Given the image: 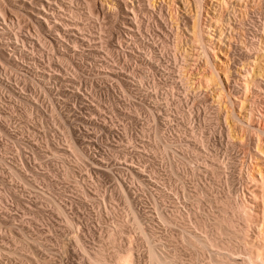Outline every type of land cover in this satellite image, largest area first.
<instances>
[{"label": "rangeland", "instance_id": "374dc122", "mask_svg": "<svg viewBox=\"0 0 264 264\" xmlns=\"http://www.w3.org/2000/svg\"><path fill=\"white\" fill-rule=\"evenodd\" d=\"M244 1L254 12L264 7ZM177 4L166 2L165 12L181 14ZM77 12L86 39L69 42L76 48L38 40L22 18L6 29L13 60L0 54V264H94L97 256L102 264H262L253 246L264 239V155L255 152L264 153V134L243 126L251 114L252 127L264 130V86L246 81L264 62V39L257 45L234 26L214 41L221 84L200 54L173 56L172 38L142 29L134 44L114 27L100 38L88 7ZM249 41L257 53L246 56ZM108 43L127 58L107 52ZM59 47L76 49L75 59L60 63ZM228 200L243 217L224 209ZM233 216L235 231L219 230ZM189 235L216 246L189 244ZM246 252L258 261L247 263Z\"/></svg>", "mask_w": 264, "mask_h": 264}, {"label": "bare ground", "instance_id": "6f19581e", "mask_svg": "<svg viewBox=\"0 0 264 264\" xmlns=\"http://www.w3.org/2000/svg\"><path fill=\"white\" fill-rule=\"evenodd\" d=\"M0 0V20L1 22L5 25L2 30H0V54L4 59L7 60H11L12 59V55H8L5 49V46L7 45L6 43L11 42V40L9 39V32L6 30L10 23L12 22V20L15 19H24V21L26 23H30L32 24V27L34 26L35 31H36V36L38 40H42V38H44L43 36H49L51 37L54 41V43L56 44L55 46H61L64 42H71L72 44L76 45L78 44V42L80 40H85L86 37H84V33H81L82 28L80 27L79 23H77V19L76 16L78 15L77 13V8L84 4L86 5V7H88L89 9V13L91 14V17H94V20H96L99 24V31H100V38L102 36H104V32L108 31V33L111 31L107 30L110 27H114L115 32H117V30L119 29V31L116 33L117 35H119L118 33L121 34H125V35H121L122 37L126 38V40H128L129 42L132 43H138L141 39V32L142 29L147 30L148 32L150 31H156L158 33H160L162 37L160 38H164V39H171L174 40V47L169 48L167 45H163V52H166L167 50L169 51L172 50L173 52V56L178 55L180 57H184L189 53L194 54V52H196V54H200L201 57H204L207 59L206 62H208L210 70V77L213 79V81L218 82L217 83H221L220 81V76H219V68H217L215 66V64H213V62L210 61L211 59V54L212 57H216V54L218 52V50H216V45L217 43H215V40H219V44L220 42L222 43V41L224 39H228V37L230 36H226L225 35V31H229L231 32V29H233V27H237V30L241 33H247V35L244 34V36L248 37V35H250L251 39H254V41L256 43H258L257 45H259V42L261 41V38L264 39V7H262V10L259 12L258 10L256 12H254L252 9L247 8V1L244 0ZM174 1V5L175 4H180L181 6H183V8L179 7V5L177 4V8L183 9L181 11V14L176 13L175 15L173 14L172 17L174 19H172L171 14L165 12L166 10V6L164 5L166 2H171ZM257 1V0H256ZM261 1V0H260ZM264 2V0H262ZM156 2L159 3L156 6ZM206 2L208 4V2H210V6L208 9V12L206 15H203V11H204V5H206ZM240 2V3H239ZM244 2V3H243ZM253 2V1H251ZM258 2V1H257ZM242 3V4H241ZM250 3V2H249ZM171 4V3H170ZM168 4V5H170ZM253 4V3H252ZM260 4V3H259ZM167 5V4H166ZM172 5V4H171ZM249 5V4H248ZM251 5V4H250ZM261 5V4H260ZM264 5V4H262ZM176 7V6H174ZM228 9L226 10L225 8ZM243 8V10H240V8ZM169 8V6H168ZM167 8V9H168ZM173 8V7H172ZM257 8V7H256ZM29 9L32 10V12L28 11ZM248 9L252 10L250 13V18H248V16L246 18L250 19L249 23L242 21V19L244 16L248 15ZM19 10V11H18ZM21 10H26L28 11L27 14H20L19 12ZM171 11H173L172 9H170ZM234 10L236 12V10H239L243 15H239L237 12L236 14H238L237 16L239 17V19L237 18V16L233 15ZM170 11V12H171ZM223 11H226L225 14ZM64 12H68L70 13V17L65 15ZM177 12V11H176ZM193 12V13H192ZM223 12V14H222ZM174 13V12H173ZM10 16V17H9ZM204 16V17H203ZM242 16V17H240ZM20 17V18H19ZM234 17V18H233ZM236 17V18H235ZM238 19V21L236 20ZM244 19V18H243ZM259 20L258 24L255 21L252 20ZM237 21L236 24H233L234 21ZM9 21V23H8ZM0 22V24H1ZM13 23V22H12ZM28 23V24H29ZM14 24V23H13ZM12 24V25H13ZM29 24V25H30ZM105 24V25H104ZM7 26V27H6ZM2 27V26H0ZM234 27V28H235ZM248 27V28H247ZM1 29V28H0ZM9 30L12 31V29L8 28ZM106 29V31H105ZM113 29V30H114ZM120 29H122L120 31ZM34 30V29H33ZM112 30V29H111ZM235 30V32L237 31ZM30 31V30H29ZM29 31L27 32V36L31 37L33 35H31V33H29ZM87 32V31H86ZM90 32V31H89ZM89 32L86 33V35H89ZM113 32V31H112ZM234 32V31H233ZM231 32V33H233ZM235 32L233 34H235ZM238 32V34H240ZM12 33V32H11ZM14 33V32H13ZM92 33V32H91ZM90 33V34H91ZM107 33V34H108ZM237 33V32H236ZM241 33V34H242ZM78 34L81 35V38H79L80 36H78ZM228 34V33H227ZM230 34V33H229ZM236 34V35H238ZM242 34V35H243ZM15 35V34H14ZM85 35V36H86ZM92 35V34H91ZM111 35V34H109ZM156 35V33H155ZM158 35V34H157ZM90 36V35H89ZM108 36V35H107ZM159 36V35H158ZM157 36V37H158ZM42 37V38H41ZM109 37V36H108ZM111 37V36H110ZM120 37V36H119ZM118 37V38H119ZM121 37V38H122ZM240 38V36H238ZM41 38V39H40ZM113 38V36H112ZM232 39V35L230 37ZM236 39V36L234 37ZM243 38V37H241ZM88 39V37H87ZM114 39V38H113ZM120 39V38H119ZM222 39V41H220ZM262 39V40H263ZM90 40V39H89ZM123 40V39H120ZM159 40V39H158ZM239 40V39H238ZM242 40V39H241ZM246 40V38L244 39ZM243 40V42H244ZM248 40V39H247ZM45 41V40H44ZM87 41V40H86ZM100 41V40H99ZM103 41V40H102ZM125 41V40H124ZM165 41V40H164ZM169 41V40H168ZM215 41V42H214ZM230 41V39H229ZM237 41V40H235ZM253 41V40H252ZM81 42V41H80ZM231 42V41H230ZM250 42V41H249ZM263 41H261L262 43ZM86 43V42H85ZM88 43V42H87ZM120 43V42H119ZM127 43V42H125ZM242 43V42H241ZM248 43V42H247ZM252 43V42H250ZM255 43V45H256ZM66 44V43H65ZM84 44V42H83ZM90 44V43H89ZM165 44V43H163ZM170 44V43H169ZM243 44V43H242ZM264 44V43H263ZM70 45V43H69ZM74 46L75 48L78 46ZM109 43L107 44V52H115L116 50H114L113 48H109L108 46ZM191 45V47H190ZM244 45V44H243ZM250 48L247 51V55L248 54H254L255 52L257 53L256 49L252 48V45H254V43L250 44ZM261 45V44H260ZM72 45H70L71 47ZM72 46V47H73ZM139 46V45H138ZM186 46H188V48H186ZM196 46V48H195ZM232 46V45H231ZM234 46V45H233ZM249 46V45H246ZM71 47V48H72ZM96 47V46H94ZM101 47V46H100ZM122 47V45H121ZM135 47V46H134ZM228 47V46H227ZM230 47V46H229ZM228 49L230 50L231 47ZM237 47V45H236ZM235 47V51L237 50ZM242 47V46H241ZM60 49L58 50V57L56 55V58L60 59L58 61L63 62L65 61V63L67 62H72L75 59V55H76V49L73 50L72 52L70 51H65L64 48L59 47ZM66 48V47H65ZM69 48V47H68ZM103 48V47H102ZM139 48V47H138ZM169 48V49H168ZM195 48V49H194ZM246 48V47H245ZM260 48V46H259ZM263 50H261V53H264V47H262ZM260 48V49H262ZM54 49V48H53ZM56 49V48H55ZM58 49V48H57ZM67 49V48H66ZM78 49V48H77ZM91 49V48H90ZM113 49V50H112ZM136 49V48H134ZM258 49V47H257ZM260 49L258 50V52L260 51ZM97 50V49H96ZM99 50V49H98ZM105 50V51H106ZM148 50V49H147ZM228 50V51H229ZM244 50V49H243ZM242 50V52H243ZM16 51V50H14ZM13 51V52H14ZM53 51V50H52ZM56 51V50H55ZM75 51V53H74ZM101 51V50H100ZM118 51V50H117ZM116 51V52H117ZM167 51V52H168ZM239 51V50H237ZM254 51V53H253ZM17 52V51H16ZM21 52V51H20ZM97 52V51H95ZM111 52V53H112ZM129 52V51H128ZM133 52V54H135V50L131 51ZM130 52V53H131ZM240 52V51H239ZM238 52V53H239ZM242 52H240V54H242ZM246 52V51H245ZM249 52V53H248ZM10 53V52H9ZM123 57L125 55L126 57V52L122 50V52H119ZM145 53V52H144ZM236 53V52H235ZM236 53V54H238ZM90 54V53H89ZM147 54H151L152 55V51H147ZM260 53H258L259 55ZM132 55V54H131ZM130 55V56H131ZM239 55V54H238ZM237 55V56H238ZM243 55V54H242ZM78 56V55H77ZM90 56V55H89ZM129 56V57H130ZM237 56H233V58L235 59V57ZM240 56V55H239ZM238 56V57H239ZM245 56V54L243 55ZM1 57V58H2ZM92 57V56H91ZM96 57V56H95ZM116 57V56H115ZM120 58V55L118 56ZM122 57V58H123ZM177 57V56H176ZM174 57V58H176ZM252 57V56H251ZM256 58V56H254ZM261 57V56H260ZM259 57V59H260ZM264 57V54L262 55V59ZM14 58V57H13ZM50 58V57H49ZM118 58V59H119ZM127 58V57H126ZM125 58V59H126ZM179 58V57H177ZM245 58V57H244ZM250 58V57H249ZM258 58V57H257ZM256 58V59H257ZM129 59V58H128ZM233 59V60H234ZM241 60L242 57L240 58ZM255 59V60H256ZM13 60V59H12ZM124 60V59H123ZM182 60V59H181ZM236 60V59H235ZM240 60V61H241ZM250 60V59H247ZM261 60V59H260ZM260 60L258 62H260ZM57 61V60H56ZM251 61V60H250ZM249 61V62H250ZM264 61V60H262ZM118 62V61H117ZM127 62V61H126ZM244 62V63H243ZM241 62V64L239 65H243L247 64L245 61ZM248 62V61H247ZM253 62V61H251ZM257 62V60L255 61ZM239 63V62H238ZM64 64V62H63ZM126 64V63H125ZM235 64V62H234ZM233 64V65H234ZM256 64V63H255ZM259 64V63H258ZM62 65V64H61ZM67 65V64H66ZM236 65V64H235ZM234 65V66H235ZM242 65V67H243ZM253 65V63H252ZM123 66V65H122ZM247 66V65H246ZM246 66H244L246 69ZM75 67V66H74ZM239 67V66H238ZM241 67V68H242ZM250 67V66H249ZM227 69V67H225ZM248 68V67H247ZM258 69H254L253 68H249L248 71H246L247 74L251 75L250 78L247 81V84H249L248 86H250V84H252L251 88H253L254 86L257 87L256 89H258L260 91L261 87L264 86V62H261V64H259V66L257 67ZM123 69V68H122ZM125 69V68H124ZM233 69V68H232ZM230 69V70H232ZM243 69V68H242ZM243 69V70H244ZM56 70V69H55ZM229 70V69H228ZM240 70V69H238ZM247 70V69H246ZM46 71V70H45ZM221 71V70H220ZM225 71V70H224ZM227 71V70H226ZM237 71V70H236ZM134 72V71H133ZM228 71L226 73H228ZM244 72V71H242ZM223 73V72H221ZM220 73V74H221ZM233 73V72H232ZM236 73V72H235ZM231 74V73H230ZM234 74V73H233ZM237 74V73H236ZM245 73H243L244 75ZM222 75V74H221ZM242 75V74H241ZM249 75H247V77H249ZM227 76V75H224ZM240 77V76H239ZM245 77V76H243ZM222 78V77H221ZM226 78V77H225ZM246 78V77H245ZM244 78V79H245ZM229 79V78H228ZM243 79V80H244ZM247 79V78H246ZM28 80V79H26ZM245 81V82H246ZM214 82V83H215ZM227 83V82H226ZM229 83V82H228ZM124 84V83H123ZM127 84V83H126ZM222 84V83H221ZM244 84V83H243ZM246 87V86H245ZM223 88V86H222ZM247 88V87H246ZM264 88V87H263ZM221 91L223 89H220ZM239 90V89H238ZM246 90V89H244ZM255 90V89H254ZM257 90V91H258ZM235 91V90H234ZM249 91V90H248ZM247 91V92H248ZM251 91V89H250ZM263 91V90H262ZM224 92V91H223ZM245 91H243L244 93ZM228 94V93H227ZM221 96V95H220ZM231 96V95H230ZM78 98V97H77ZM80 98V97H79ZM208 102V101H207ZM260 105V104H259ZM252 110V109H251ZM205 111V110H204ZM125 112V111H124ZM250 113V112H249ZM264 116V115H262ZM217 117V116H216ZM248 120L247 123L243 126V127H247L245 128L247 130H251V131H256L259 130L258 132L261 134H264V130H260V129H254L251 125V123L253 122L251 119V114H249L248 116ZM264 119V118H263ZM155 120V119H154ZM214 120V119H213ZM216 120V118H215ZM217 124V123H216ZM221 124V123H220ZM247 125V126H246ZM219 126V125H218ZM228 127V126H227ZM229 129V128H228ZM244 129V130H245ZM249 130V131H250ZM221 132V131H220ZM223 132V131H222ZM246 132V131H245ZM227 133V132H226ZM214 134V133H213ZM215 136V134H214ZM229 136V135H228ZM211 137H213L211 135ZM199 144H203L204 142L206 143L207 141L202 140L200 138H198ZM213 139V138H211ZM234 139V138H233ZM209 143V142H208ZM249 143V142H248ZM229 145V144H228ZM233 145V144H232ZM236 145V144H235ZM231 146V145H230ZM247 146V145H246ZM259 146V145H258ZM238 147V146H237ZM264 148V147H263ZM251 149V148H250ZM259 151L260 148L258 147ZM248 150V149H247ZM242 152V151H241ZM257 152L259 155H264V153ZM257 153H255L257 155ZM198 156V155H197ZM247 156V155H245ZM251 157V156H250ZM248 158V157H247ZM96 161V160H95ZM261 162V161H260ZM263 162V160H262ZM248 171V170H247ZM217 171H214V173L217 175L216 173ZM249 174V173H248ZM258 174V173H257ZM255 175V174H254ZM252 176V173H251ZM262 176H264L262 174ZM250 177V175L248 176V178ZM258 177V176H257ZM260 177V175H259ZM252 178V177H251ZM247 179V178H246ZM250 179V178H249ZM256 182V181H255ZM259 184V182H258ZM263 192V191H262ZM264 197V196H263ZM238 204V203H236ZM240 206V205H239ZM239 206L232 205V201H227V203L224 204V209H229L232 212V215H237L239 218L244 216V209L242 210ZM236 216V217H237ZM233 217H225L222 218L221 220H219L218 222V227L219 230L226 228V229H230V231L233 229V231H235L234 227H236V225H234L233 222ZM236 220V219H235ZM234 220V221H235ZM243 220V218H242ZM237 222V220H236ZM221 228V229H220ZM242 229V228H241ZM239 230V229H237ZM233 231L231 233H233ZM241 231V230H240ZM239 231V232H240ZM238 232V231H237ZM237 232H234L237 234ZM238 232V233H239ZM243 232V231H242ZM263 232V231H262ZM227 233V232H226ZM221 234V233H220ZM234 235V234H233ZM232 235V236H233ZM241 235V233H240ZM239 235V236H240ZM222 236V235H221ZM237 236V237H239ZM264 238V237H263ZM189 240V244H195L197 246V243L200 247L206 248L208 241H206L205 243L196 239V237L189 235L188 237ZM209 243V242H208ZM217 243V242H216ZM211 244L215 245V242H211ZM209 243V245H211ZM218 244V243H217ZM206 245V246H205ZM221 245V244H220ZM223 245V244H222ZM251 245V244H250ZM216 246V245H215ZM218 246V245H217ZM224 246V245H223ZM195 247V246H194ZM219 247V246H218ZM254 248L257 249V255L260 256H256L260 258L262 264H264V239L262 241V243L258 244L256 247L255 245L253 246ZM220 248V247H219ZM223 248V247H222ZM249 248V247H248ZM254 248L252 250H254ZM225 249V248H224ZM247 249V248H246ZM251 249V247H250ZM258 249H260L261 251H259ZM254 252V251H253ZM256 252V251H255ZM262 252L261 254H258ZM249 255H247L248 259H246V262H250L253 263L256 259L255 255H252V253L246 252ZM254 254V253H253ZM156 254L153 252L151 253V258H155L156 260ZM159 258V257H157ZM254 258V259H253ZM102 259V258H101ZM101 259L95 258L93 260L94 264H102L101 263ZM221 259V258H220ZM119 260V259H118ZM160 259H157V262H159ZM259 260V262H260ZM244 261V259H243ZM153 262V261H152ZM156 262V261H155ZM260 262V263H261ZM117 264H120V260L118 262H116ZM161 263V262H159ZM165 264V263H163ZM217 264H226L223 261H218ZM236 264V263H235ZM255 264V263H254Z\"/></svg>", "mask_w": 264, "mask_h": 264}]
</instances>
